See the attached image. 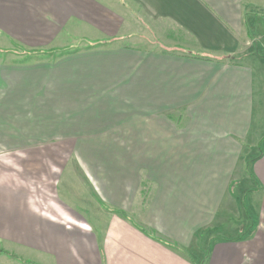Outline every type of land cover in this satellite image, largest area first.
I'll return each instance as SVG.
<instances>
[{
  "label": "crops",
  "instance_id": "crops-1",
  "mask_svg": "<svg viewBox=\"0 0 264 264\" xmlns=\"http://www.w3.org/2000/svg\"><path fill=\"white\" fill-rule=\"evenodd\" d=\"M263 16L264 0H0V159L75 165L40 190L30 168L0 175V247L31 257L16 264H264Z\"/></svg>",
  "mask_w": 264,
  "mask_h": 264
},
{
  "label": "rangeland",
  "instance_id": "rangeland-1",
  "mask_svg": "<svg viewBox=\"0 0 264 264\" xmlns=\"http://www.w3.org/2000/svg\"><path fill=\"white\" fill-rule=\"evenodd\" d=\"M264 17V16H263ZM264 19V18H263ZM262 32L264 33V30H262ZM262 40H259L258 42L261 43ZM8 43L0 40V48H3V50H5L4 48H7ZM73 47V50L76 48H82L83 44L82 41H77L76 44L70 45ZM155 48H160V46H158V44L154 45ZM75 49V50H76ZM180 49V48H179ZM70 50V49H69ZM181 50V49H180ZM72 51V49H71ZM47 52V51H46ZM59 52V53H57ZM65 52H68V49H65V51H55L54 53H51V55L48 56H52L55 57L57 56V54H63ZM48 53V52H47ZM264 58V53L261 54ZM33 56L32 55H27L23 57V61L31 59ZM3 58V56H2ZM10 59H16L12 56L9 57ZM4 59L7 60L8 56L5 55ZM54 142H59L54 141ZM263 144V143H262ZM260 153L262 151L263 146L260 145ZM258 152V154H260ZM6 154H13V155H9L11 158L7 157H3L0 159V175L3 174H10L11 170H19V172L23 173L22 176H26L24 175V172L27 171L29 168L31 169V171H35V174H30L29 176V180H33L36 181V188L37 190H40L43 185V175L44 172H46V174H48V171H52L53 175L59 176L61 175L62 177V181L64 182H70L71 176H74V172H75V165L73 162L74 159V153L71 152H62V151H52V152H20V153H2V155H6ZM28 158L30 159V161H28ZM4 169V170H3ZM5 171V172H3ZM14 173V172H13ZM15 175V173H14ZM55 176V177H56ZM27 179V177H26ZM41 182V183H39ZM71 185H69L70 187ZM248 184L244 183L243 187H247ZM62 191V190H61ZM61 202H63V199L61 200ZM259 203V201H258ZM256 203L255 201L252 199V197L250 195H245V197L242 199V204L241 206L243 208H250L251 207H255ZM259 205H256V207H258ZM87 219H89V216H85ZM15 251H12L9 248L6 247H0V259H2V264H16V262H14L13 260V253ZM14 254H17L16 252ZM16 256V255H15ZM19 260L26 262L29 261L31 257H27L26 253H18L16 256ZM32 260V259H31ZM33 261V260H32ZM38 264H41L40 262H38V260L35 261Z\"/></svg>",
  "mask_w": 264,
  "mask_h": 264
},
{
  "label": "trees",
  "instance_id": "trees-1",
  "mask_svg": "<svg viewBox=\"0 0 264 264\" xmlns=\"http://www.w3.org/2000/svg\"><path fill=\"white\" fill-rule=\"evenodd\" d=\"M262 18H264V17H262Z\"/></svg>",
  "mask_w": 264,
  "mask_h": 264
}]
</instances>
